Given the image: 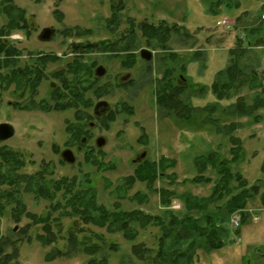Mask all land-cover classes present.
I'll return each mask as SVG.
<instances>
[{
    "label": "rangeland",
    "instance_id": "rangeland-1",
    "mask_svg": "<svg viewBox=\"0 0 264 264\" xmlns=\"http://www.w3.org/2000/svg\"><path fill=\"white\" fill-rule=\"evenodd\" d=\"M218 1L224 4L221 5L223 10L216 9L215 3ZM230 1L234 0H114L115 6L112 7V0H14L26 12L28 24L27 29H16L7 35L10 43L21 50L18 64L31 63L45 54L55 55L59 59L46 64L44 71L47 77L38 85L35 101L52 104L48 98L53 88L50 83L55 86L59 82L51 74L62 70L72 58L78 56V52L72 51L74 45L105 42L115 45L116 51L113 53L119 57H109L107 51L95 48L83 52L82 59L86 63L95 62L93 74L97 66L105 69L99 83L108 84L110 88L108 94L94 98L88 110L92 113L93 106L105 100L115 119L108 128L101 126L95 117L88 120L87 124L89 122L90 125L86 128L87 137L83 145L66 144L69 139L65 129L68 122L73 121V110H23L12 103H24L28 93L21 97L15 91L16 87L11 85L0 91V123L11 124L14 134L0 140V146L21 152L25 163L21 172L32 173L47 164L51 167L52 178L76 176L80 183L87 174L95 184V197L99 203L110 208L114 201H119L122 209L141 208L145 213L156 214L162 208L157 192L162 186L177 193L189 192L199 197L210 194L219 177L213 169L209 168L203 173L211 180L208 184H195L190 179L197 175L196 157L217 152L225 159L231 158L228 137L217 132V123L208 118L219 117L222 119L219 124L237 122L238 128L233 134L242 141L241 160L231 163L230 169L240 173L250 185L259 182L263 191L264 104L253 107L256 101L252 102V92L247 87L241 89V94L249 96L246 102H252L250 116H229L219 111L208 116L209 111L197 110L190 119H181L162 111L155 102L154 88L165 66L162 61L164 56L168 58L165 60L168 66L173 63L167 56L170 51L181 56V61L185 62L184 72L179 68L181 61L179 64L176 62L174 74L179 79L181 76L186 78L184 90L189 105L203 108L206 104L218 102L226 107L234 102V98L219 101L211 91L213 78L226 67L229 49L236 40L231 33L235 25L229 23H232V14L240 10L235 5L227 7ZM236 1L241 3L242 8L247 7L248 1ZM257 1L241 14L246 18L245 25L249 21L258 29L256 36L249 34L248 39L244 34L238 36L252 43L254 49L247 53L254 58L257 82L264 86V43L253 46L257 36L264 42V24H259V13L264 11V4L261 0ZM120 4L121 8H117ZM5 18L0 16V25ZM223 19L228 21V26L221 25ZM145 20L153 24L162 21L168 25L176 24L183 30L172 34L167 49H152L145 44L137 29V24ZM45 29H49L50 34L42 38ZM132 29L135 36L129 47L119 50V47L127 45ZM77 31H81V34H76ZM198 48L202 55L194 57V50ZM141 49H148L152 58L148 61L142 59L139 54ZM128 53L136 54V61L130 68L120 64ZM259 95L264 102V91ZM123 103L133 108L132 114L122 109ZM99 137L104 142L97 146ZM66 149L72 152L74 161L62 159L61 153ZM86 152L101 163L100 169L85 162ZM163 156L176 161L174 167H167L164 172L175 175L173 184L169 183V178L162 177L155 181V189L149 190L144 183L137 182L125 198L117 197L121 193L116 191V186L123 178L132 175L137 163L144 159L157 161ZM137 191L146 193V201L139 203L130 198ZM21 195L29 212L41 214L51 210L47 200L35 198L32 194ZM248 203L250 210L244 217L238 213L220 217L223 220L216 222V227L221 246L212 250L197 246L193 264H264V206L260 196ZM167 207L176 212L182 210L177 198ZM10 208L8 206L0 215V241L6 242L4 251L11 256L10 264H86L90 255L83 247L89 243L99 245V252L95 256L107 257L108 264H147L132 254L130 245L141 243L154 250L157 247L159 230L154 226L139 229L136 239L128 242L119 232L110 233L105 228L85 225L75 217L62 218L59 225L52 227L56 241L51 245H42L35 240L36 234L43 232L41 226L31 224L24 216L16 222ZM57 216L58 212L52 211L51 217ZM233 217L240 219L237 228L230 224ZM71 234L77 240L74 245L68 242ZM112 243L117 250L108 247ZM57 252L60 255H56ZM48 253L54 257L46 260Z\"/></svg>",
    "mask_w": 264,
    "mask_h": 264
},
{
    "label": "trees",
    "instance_id": "trees-1",
    "mask_svg": "<svg viewBox=\"0 0 264 264\" xmlns=\"http://www.w3.org/2000/svg\"><path fill=\"white\" fill-rule=\"evenodd\" d=\"M113 2L112 7L115 6ZM215 4L218 8L220 1ZM121 6L120 4L119 7H116L121 8ZM0 16L6 17L0 25V91L14 85L19 96L23 97L24 93H28V98L24 103L13 102L12 105L23 110H73V121L68 122L65 129L69 139L66 144L72 142L74 145H83V141L87 137L86 128L90 125L89 122L87 124V121L94 117L101 122V126L108 128L115 119L112 110L101 116H95L93 110L90 113L88 109L92 107L94 98H100L109 93V85H101L100 78L93 74L92 67L95 62L89 64L82 58H84L83 52L89 48L105 50L110 54L109 57H119L118 54L113 53L116 51L115 45L105 42L96 43V45H74L72 51L78 52V56L72 58L62 70L51 74V77L57 79L59 83L51 88L48 98L52 104H43L35 101L34 97L37 95L38 85L47 77L44 68L47 63L59 59L55 55L45 54L38 56L31 63L18 64L21 50L10 43L7 35L16 29L28 28L26 12L16 5L14 0H0ZM137 27L145 44L152 49H167V43L172 38V34L181 33L183 30L176 24L168 25L163 21L153 24L145 20L137 24ZM76 34L80 35L81 31H77ZM186 34L188 33L186 32ZM134 36L135 32L132 29L127 45L119 47V50H126ZM193 38L196 39L195 36ZM235 39L234 46L229 49L226 67L216 73L211 85V91L216 99L221 101L234 98V102L226 107L225 105L221 106L218 102L206 104L203 108L189 105L184 90L187 85L186 78L181 76L179 79V76L174 74L176 62L179 64L182 57L170 51L167 56L173 63L168 66L165 62L168 58L164 56L162 61L165 66L158 78V84L154 88L155 102L158 107L181 119H190L197 110L209 111L208 116L218 111L229 116H250L252 102L256 101L253 107L264 104L263 99L258 97L259 93L264 91V86L257 82L258 74L254 68V58L247 53L254 49L251 47L252 43L249 40L248 42L244 41L238 35ZM254 43L258 46L259 43L264 42L259 38ZM194 51V57H201L202 52L199 48ZM135 56V53L126 54L125 58L120 60V64L126 68L132 67L136 61ZM181 63L179 68L184 72L185 62L181 61ZM244 87L252 92L253 100L250 103L246 102L249 96L241 94V89ZM121 106L123 110H127L130 114L133 113L131 106L124 103ZM208 118L217 123V132L228 137L231 143L229 148L231 158L225 159L217 152L195 158L197 175L192 177L190 182L195 184L210 183V178L203 175L209 168L219 175L210 194L205 197H199L189 192L177 193L173 189L162 186L157 191L162 205L159 213L148 214L141 208L125 210L120 207L119 201H114L112 207L109 208L98 202L95 197V184L87 174H85L83 182L80 183L76 176L52 178L51 167L47 164L41 165L40 169L32 173L21 172L20 170L25 166L21 152L11 150L3 145L0 146V215L10 206L16 222H19L20 218L24 216L30 220L31 224L40 225L43 232L36 234L35 240L42 245H51L56 241L52 227L59 225L64 217H75L85 225L105 228L110 233L119 232L128 242L136 239L139 229L154 226L159 230L156 249L141 243H133L130 246L134 256L139 260L143 259L147 264H193L192 259L197 246H203L205 250L221 246L218 226L216 227V222L223 220L220 217L223 218L222 216H229L232 213H238L244 217L249 200L256 196H260L261 204L264 206V190H260V183L250 185L246 178L240 173L232 172L229 166L231 163L240 161L242 156V141L233 134L238 128L237 122L230 121L219 124L222 120L219 117ZM84 158L86 163L96 166L97 169L101 168V163H98L91 153L86 152ZM175 164L174 159L165 156L157 161L142 160L136 164L132 175L123 178L122 182L116 186V191L121 193L117 197L125 198L126 193L137 182L144 183L149 190L155 189V181L162 177L169 178V183L173 184L175 175L171 176L164 172L167 167L172 168ZM261 169L264 171V164ZM23 193L47 200L51 210L41 214L29 212L21 200ZM130 198L142 203L146 201L147 196L145 192L137 191ZM176 198L182 205V210L177 212L167 207ZM52 211L58 212V216L52 218ZM69 236L68 242L74 245L77 240L73 234ZM108 247L117 250L114 243ZM5 248L6 242L0 241V264H10L11 256L5 253ZM83 248L90 255L86 264H108L107 257L95 256L99 252L98 244L89 243ZM55 254L60 255L58 252ZM53 257V254L48 253L46 260Z\"/></svg>",
    "mask_w": 264,
    "mask_h": 264
},
{
    "label": "water",
    "instance_id": "water-1",
    "mask_svg": "<svg viewBox=\"0 0 264 264\" xmlns=\"http://www.w3.org/2000/svg\"><path fill=\"white\" fill-rule=\"evenodd\" d=\"M50 34L49 29H45L42 32V38H47ZM140 57L146 61L150 60L152 57V53L148 49H141L140 52ZM105 69L102 66H97L95 68V75L100 77L104 75ZM110 106L105 100H100L94 105V114L95 115H100L101 113H106L109 110ZM14 130L11 124L8 122H3L0 123V140H6L13 136ZM104 142V139L102 137L97 138L96 140V145L100 146ZM61 157L63 160L67 162H72L74 161V156L72 152L69 149H66L62 151ZM15 229V228H14Z\"/></svg>",
    "mask_w": 264,
    "mask_h": 264
},
{
    "label": "crops",
    "instance_id": "crops-1",
    "mask_svg": "<svg viewBox=\"0 0 264 264\" xmlns=\"http://www.w3.org/2000/svg\"><path fill=\"white\" fill-rule=\"evenodd\" d=\"M246 1H248V3H246L247 4V7L245 6L244 8H242L241 7V3L239 1H236V0L230 1L231 3H227V7L234 6L235 5L236 9L237 10H240L238 13H233L232 14V18H231V21H234V25H235V29H233V32L231 31L232 36L234 35L233 36L234 38H236V34H239V35L240 34H244L247 39H248V35L249 34H252V36L255 37L256 36V33H257L256 31H258L257 28H254L253 25H250L249 24L250 23L249 21H248L247 25H245L246 24V18L245 17L243 18V16H241L242 13H246L248 11V9H250L251 6H253L258 1L257 0H253L251 2V0H245V2ZM254 1H255V3H254ZM261 2H263V4H264V0H261ZM221 5H224V4H221L220 3V5L218 6V8H216V9L223 10V6H221ZM263 12L264 11H262L260 13H263ZM259 24L261 26L262 23L259 21ZM250 32H253V33H250ZM259 38L260 37L257 36V38L254 41L256 42ZM253 46H256V44L254 43Z\"/></svg>",
    "mask_w": 264,
    "mask_h": 264
},
{
    "label": "built area",
    "instance_id": "built-area-1",
    "mask_svg": "<svg viewBox=\"0 0 264 264\" xmlns=\"http://www.w3.org/2000/svg\"><path fill=\"white\" fill-rule=\"evenodd\" d=\"M260 19L262 20V21H264V13L263 14H261L260 15ZM226 23V21L225 20H223L222 21V24H225ZM230 224H231V226L232 227H237L238 225H239V220L237 219V218H232L231 220H230Z\"/></svg>",
    "mask_w": 264,
    "mask_h": 264
},
{
    "label": "flooded vegetation",
    "instance_id": "flooded-vegetation-1",
    "mask_svg": "<svg viewBox=\"0 0 264 264\" xmlns=\"http://www.w3.org/2000/svg\"><path fill=\"white\" fill-rule=\"evenodd\" d=\"M112 1H114V0H112ZM50 86H53V84H52V83H50Z\"/></svg>",
    "mask_w": 264,
    "mask_h": 264
}]
</instances>
